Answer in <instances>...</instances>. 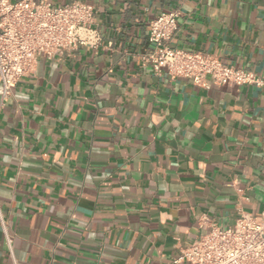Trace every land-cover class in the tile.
<instances>
[{"label":"crops","instance_id":"crops-1","mask_svg":"<svg viewBox=\"0 0 264 264\" xmlns=\"http://www.w3.org/2000/svg\"><path fill=\"white\" fill-rule=\"evenodd\" d=\"M36 1L92 5L103 45L38 58L0 109V264H172L201 217L264 211V86L141 59L150 21L178 11L172 48L264 83V0Z\"/></svg>","mask_w":264,"mask_h":264},{"label":"built area","instance_id":"built-area-1","mask_svg":"<svg viewBox=\"0 0 264 264\" xmlns=\"http://www.w3.org/2000/svg\"><path fill=\"white\" fill-rule=\"evenodd\" d=\"M178 16L172 11L149 23L151 51L141 59L151 64L155 75L188 79L204 88L207 79L217 87L264 86L251 72L226 65L214 55L172 48ZM94 17V7L79 1L54 6L45 1L0 0V109L18 82L34 74L38 58L52 60L81 47L93 51L102 47ZM198 227L207 230L182 248L172 264H264V211L253 215L238 208L232 227L222 228L205 217L198 220Z\"/></svg>","mask_w":264,"mask_h":264}]
</instances>
